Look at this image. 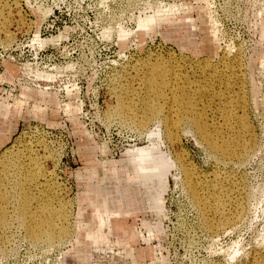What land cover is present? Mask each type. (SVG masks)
<instances>
[{
  "label": "rangeland",
  "instance_id": "374dc122",
  "mask_svg": "<svg viewBox=\"0 0 264 264\" xmlns=\"http://www.w3.org/2000/svg\"><path fill=\"white\" fill-rule=\"evenodd\" d=\"M0 2L10 36L4 44L0 33V169L18 152L38 159L68 231L32 243L16 220L2 233L0 264H248L264 255V0ZM169 58L186 74L206 60L239 74L255 139L242 160L212 155L190 127L167 131L161 115L137 124L116 113L126 83L138 86L135 69ZM184 168L202 195L214 181L232 187L235 225L209 233Z\"/></svg>",
  "mask_w": 264,
  "mask_h": 264
},
{
  "label": "bare ground",
  "instance_id": "6f19581e",
  "mask_svg": "<svg viewBox=\"0 0 264 264\" xmlns=\"http://www.w3.org/2000/svg\"><path fill=\"white\" fill-rule=\"evenodd\" d=\"M2 8L0 7V33L3 32L4 41L0 40L7 44L10 41L6 30L8 21L4 15L5 11L3 12L5 8ZM172 10L174 9L163 11L161 17L164 22L170 21L167 20V12L171 15ZM157 17L159 15H154L148 21L152 22ZM261 22L260 25L264 27V17ZM169 59L155 60L156 62L152 63L147 60L148 62L145 61L146 63L135 69L137 73L131 77L137 81L138 86L133 87L130 85L131 82L126 83V87L122 86L124 88L121 91L122 95H117L116 113L120 117L126 116L132 121L136 120L137 124L138 121L148 124L161 115L167 131H178L182 126L190 127L212 155L226 160L227 158L242 160L254 147L255 139L251 137L253 134L251 135L247 121L244 101L246 98H243L244 90L241 88L243 85L240 86L237 79L240 77L239 74L232 72L228 65H224L218 72H213L209 69L211 66L207 58L206 62L196 64L192 68L193 71L186 74L179 63ZM15 105L19 106L20 103L16 102ZM17 154L12 155L7 163L4 160L6 164L0 169V247L4 239L2 233L16 220L20 222L26 238L32 243L59 242L68 232L66 225L64 226L67 215L62 205H55L57 192L54 179L47 173V169H44L43 164L33 158L34 156L22 153L20 157ZM184 169L187 189L202 210L209 233L215 236L229 229L235 223L239 212L238 201L230 194L232 187L226 182H221L224 179L219 183L212 179L215 183H208L211 185L204 190L207 195H202L199 192V183L194 182L191 172ZM42 176L47 178V180L44 178L43 183L39 182ZM202 185H205L204 182ZM200 189H203L202 186ZM97 197L103 200L104 204L110 200L109 195L103 197L102 193L97 194ZM132 197L128 196L130 205ZM11 205L13 206L11 213L14 214L10 215L15 218L12 216L10 218L7 214ZM96 205L93 203L92 219L97 223L100 222V212L96 210ZM97 231L91 233L89 230L88 238L98 239L104 236L100 232V236L96 235ZM248 264H264V255L254 251Z\"/></svg>",
  "mask_w": 264,
  "mask_h": 264
},
{
  "label": "crops",
  "instance_id": "0c3cea01",
  "mask_svg": "<svg viewBox=\"0 0 264 264\" xmlns=\"http://www.w3.org/2000/svg\"><path fill=\"white\" fill-rule=\"evenodd\" d=\"M6 110V109H5ZM3 115V113H1Z\"/></svg>",
  "mask_w": 264,
  "mask_h": 264
}]
</instances>
